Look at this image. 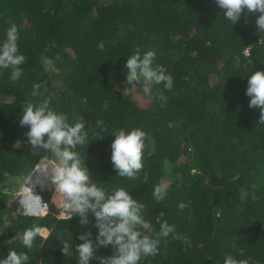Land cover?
Here are the masks:
<instances>
[{"label": "trees", "instance_id": "obj_1", "mask_svg": "<svg viewBox=\"0 0 264 264\" xmlns=\"http://www.w3.org/2000/svg\"><path fill=\"white\" fill-rule=\"evenodd\" d=\"M224 11L215 0H0V45L14 23L25 57L15 82L10 68H0V259L14 250L28 255L26 264H78V234L98 233L91 213L84 229L78 216L57 219L46 200L43 215L22 214L21 191L35 166L56 160L26 142L19 119L27 102L48 99L70 124L85 125L87 143L75 151L92 181L109 194L122 187L142 203L153 238L161 223L175 226L159 253L139 264H224L229 255L264 264V124L245 94L248 77L264 71V32L259 13L232 25ZM137 49L154 51V67L173 78L170 90L152 84L147 104L126 85L125 64ZM45 56L54 61L47 69ZM38 83L41 95L33 97ZM136 128L148 139L144 169L131 180L114 170L111 144L119 131ZM161 182L170 187L157 202ZM242 189L250 194L244 202ZM33 227L42 233L28 249L21 237ZM112 253L109 246L96 255Z\"/></svg>", "mask_w": 264, "mask_h": 264}, {"label": "clouds", "instance_id": "obj_2", "mask_svg": "<svg viewBox=\"0 0 264 264\" xmlns=\"http://www.w3.org/2000/svg\"><path fill=\"white\" fill-rule=\"evenodd\" d=\"M219 8L224 9V16L236 24L243 14L259 13L256 25L259 32H264V0H215ZM19 30L14 23L6 31V39L0 45V68L11 69L10 79L15 82L22 75L21 65L25 61L24 55L19 53L18 48ZM54 46V45H53ZM156 53L147 51L141 56L137 49L126 61L127 69L126 85L141 87L142 92L151 96V85L163 84L165 89L173 87V78L166 74L159 67H154ZM59 59V56L56 57ZM45 68L52 66L54 61L48 57H42ZM43 83L33 86L31 95H41L40 89ZM47 89H45L46 91ZM250 97L249 108L259 111L258 123L264 124V71H256L248 77L245 93ZM160 100L166 97L161 93ZM164 105L161 104V107ZM21 127H27L26 142L33 149H41L50 153L51 157L58 161V164L51 169L49 176L51 183L55 186V193L61 200L65 217L56 215L58 210L53 212L57 219H71L79 217V225L85 229L90 223L89 214L95 217L94 227L98 230L93 239L92 233L84 230L78 234L81 243L76 244L75 250L79 254L78 264H91L93 260H99V264H139L146 257L156 256L159 253L161 239H166L175 232V226L166 221L160 224L159 232L155 238L150 234L152 229L143 219L142 212L145 206L134 199L124 188H117L109 194L104 188L98 187L92 181L89 169L82 162L80 154L75 151L77 146L87 143L88 132L82 122L70 124L67 114L58 113L50 107L48 99H43L34 104L29 101L24 107V114L19 119ZM103 128V123L97 121ZM148 134L136 128L129 132L123 130L115 134L111 144V162L117 175L131 180L139 178L144 169V150ZM147 172L144 179L147 180ZM239 179V174L233 177ZM170 184L161 182L154 186L153 196L157 202L167 196ZM29 188L25 187L19 203L24 209L22 214H34L38 207L45 206L38 195H34ZM32 189V188H31ZM249 192L241 190L240 199L242 202L249 197ZM44 197V196H43ZM45 199V198H44ZM252 199L255 196L252 195ZM37 201L40 203L37 204ZM53 203V202H52ZM55 204V203H54ZM187 205L181 203L179 208L183 210ZM43 214L30 215L39 216ZM147 229V233L143 231ZM42 233L40 227H33L25 230L22 234L23 245L31 249L38 235ZM113 253L110 256L97 257L96 253L100 248H109ZM69 245L65 243L62 251L67 253ZM243 250H241V255ZM29 257L26 253L9 251L6 258L0 259V264H26ZM224 264H248L247 260H236L232 256H226Z\"/></svg>", "mask_w": 264, "mask_h": 264}, {"label": "built area", "instance_id": "obj_3", "mask_svg": "<svg viewBox=\"0 0 264 264\" xmlns=\"http://www.w3.org/2000/svg\"><path fill=\"white\" fill-rule=\"evenodd\" d=\"M42 161H45L48 163H51V166H53V168L55 167L53 162L52 161H48V160H41L39 163H41ZM38 163V164H39ZM38 164L35 166L34 170L32 171L31 173V176L29 178V180L27 181V183L23 186L22 188V191H21V194L23 192V189L25 187H31L29 188V194H31V190L33 191V194L34 195H38L40 198H41V201L42 203H45V206H41V207H38L37 208V211L34 213V214H28V215H37V214H44L46 211H47V204H46V201L43 197V194L42 192L46 191V190H50L52 191V196L50 197L51 201L53 203H55V205L57 206L58 210L56 212V215L59 216V217H65L67 218L66 215H63L62 212H63V209H62V206H61V201H57L55 196H56V193H55V186L51 183V180L50 178L46 179V182L44 183H32L33 181V178H34V174L36 173V170H37V167H38ZM40 202L37 201V204H39Z\"/></svg>", "mask_w": 264, "mask_h": 264}, {"label": "rangeland", "instance_id": "obj_4", "mask_svg": "<svg viewBox=\"0 0 264 264\" xmlns=\"http://www.w3.org/2000/svg\"><path fill=\"white\" fill-rule=\"evenodd\" d=\"M129 89L131 90V94L133 95L134 100H136L137 102H140L141 104L149 103V97L142 92L141 87L140 88L139 87H132V85H130ZM42 164H45V163H42ZM54 164L57 165L58 161H56ZM52 168H53V166L51 167V169ZM42 194H43L45 200L51 204L52 201H51L50 197L52 196V191L46 190V191L42 192ZM45 235H47V234H45Z\"/></svg>", "mask_w": 264, "mask_h": 264}, {"label": "bare ground", "instance_id": "obj_5", "mask_svg": "<svg viewBox=\"0 0 264 264\" xmlns=\"http://www.w3.org/2000/svg\"><path fill=\"white\" fill-rule=\"evenodd\" d=\"M43 162V161H42ZM56 166V165H55ZM51 167H48L46 164L39 163L36 173L34 174V178L32 183H44L46 182V179L50 178L49 173H50ZM42 174L39 178L38 176ZM56 200L59 202L61 201L58 196H55Z\"/></svg>", "mask_w": 264, "mask_h": 264}]
</instances>
